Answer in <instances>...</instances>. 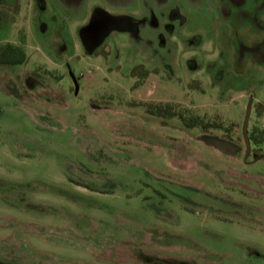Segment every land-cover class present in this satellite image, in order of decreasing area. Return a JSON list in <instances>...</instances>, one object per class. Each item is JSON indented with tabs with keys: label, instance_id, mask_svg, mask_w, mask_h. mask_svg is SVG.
I'll use <instances>...</instances> for the list:
<instances>
[{
	"label": "rangeland",
	"instance_id": "374dc122",
	"mask_svg": "<svg viewBox=\"0 0 264 264\" xmlns=\"http://www.w3.org/2000/svg\"><path fill=\"white\" fill-rule=\"evenodd\" d=\"M6 46L0 264H264V0H0Z\"/></svg>",
	"mask_w": 264,
	"mask_h": 264
},
{
	"label": "trees",
	"instance_id": "16d2710c",
	"mask_svg": "<svg viewBox=\"0 0 264 264\" xmlns=\"http://www.w3.org/2000/svg\"><path fill=\"white\" fill-rule=\"evenodd\" d=\"M24 54L23 53H16V50L12 48L11 46H6L3 48L1 55H0V64L3 65H16L23 61ZM147 111L152 114H156L158 116L167 115L168 117L177 116L178 119L183 124L184 128L186 129H192L196 126L204 125L201 119H198V117L193 115H185L183 112H176L173 109V106L165 103V104H157V105H149L148 104ZM205 125H211V124H205ZM204 125V126H205ZM212 127H219L220 125L213 121ZM250 144L251 142L256 146L261 144V137H255L253 133H250L248 135Z\"/></svg>",
	"mask_w": 264,
	"mask_h": 264
},
{
	"label": "water",
	"instance_id": "95a60500",
	"mask_svg": "<svg viewBox=\"0 0 264 264\" xmlns=\"http://www.w3.org/2000/svg\"><path fill=\"white\" fill-rule=\"evenodd\" d=\"M251 100L252 99L248 100V102H247L245 115H244L243 121H242V135L241 136H242V140H243V143L245 146L244 162L246 161L247 157L251 153V144H250V141L248 138V120H249L250 114H251ZM212 141L217 142V143L219 142L218 140H215V139H212ZM259 159H264V155L255 156L253 158L252 162L255 163Z\"/></svg>",
	"mask_w": 264,
	"mask_h": 264
},
{
	"label": "flooded vegetation",
	"instance_id": "af4514ba",
	"mask_svg": "<svg viewBox=\"0 0 264 264\" xmlns=\"http://www.w3.org/2000/svg\"><path fill=\"white\" fill-rule=\"evenodd\" d=\"M110 19V18H109Z\"/></svg>",
	"mask_w": 264,
	"mask_h": 264
}]
</instances>
